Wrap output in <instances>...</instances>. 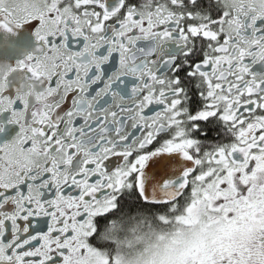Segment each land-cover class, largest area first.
Returning a JSON list of instances; mask_svg holds the SVG:
<instances>
[{
  "label": "snow or ice",
  "instance_id": "6c2138e0",
  "mask_svg": "<svg viewBox=\"0 0 264 264\" xmlns=\"http://www.w3.org/2000/svg\"><path fill=\"white\" fill-rule=\"evenodd\" d=\"M0 264H264V0H0Z\"/></svg>",
  "mask_w": 264,
  "mask_h": 264
}]
</instances>
